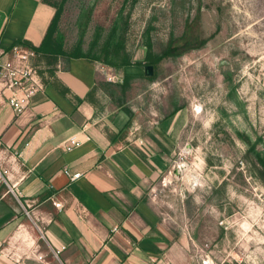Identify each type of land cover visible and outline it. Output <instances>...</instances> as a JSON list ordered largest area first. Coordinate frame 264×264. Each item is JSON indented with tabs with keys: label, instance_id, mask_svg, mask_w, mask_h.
I'll return each mask as SVG.
<instances>
[{
	"label": "rangeland",
	"instance_id": "1",
	"mask_svg": "<svg viewBox=\"0 0 264 264\" xmlns=\"http://www.w3.org/2000/svg\"><path fill=\"white\" fill-rule=\"evenodd\" d=\"M49 1L63 7L64 47L95 53L107 84L125 85L123 134L185 112L170 167L149 190L176 264H264V0ZM171 43L181 47L151 79L147 53Z\"/></svg>",
	"mask_w": 264,
	"mask_h": 264
},
{
	"label": "crops",
	"instance_id": "2",
	"mask_svg": "<svg viewBox=\"0 0 264 264\" xmlns=\"http://www.w3.org/2000/svg\"><path fill=\"white\" fill-rule=\"evenodd\" d=\"M55 12L43 0H0V53L39 46ZM53 68L20 113L0 90V264H176L149 190L170 167L185 112L123 134L129 117L104 88L109 68L85 58ZM71 138L80 144L67 149ZM66 168L83 177L71 182Z\"/></svg>",
	"mask_w": 264,
	"mask_h": 264
},
{
	"label": "built area",
	"instance_id": "3",
	"mask_svg": "<svg viewBox=\"0 0 264 264\" xmlns=\"http://www.w3.org/2000/svg\"><path fill=\"white\" fill-rule=\"evenodd\" d=\"M41 56L34 50L20 44L16 45L6 52L0 53V90L3 92L7 103L18 113L22 112L29 106L32 98L44 91V80L41 69L36 61ZM108 81H114L112 75L107 77ZM71 149L80 143L75 138L70 139ZM65 174L71 182L81 177L83 173L71 172L68 168L64 170ZM7 172L0 164V185L7 184ZM57 208H62L61 202H54ZM41 237L45 238V234L41 233ZM64 248L53 249L56 258H60V254Z\"/></svg>",
	"mask_w": 264,
	"mask_h": 264
},
{
	"label": "trees",
	"instance_id": "4",
	"mask_svg": "<svg viewBox=\"0 0 264 264\" xmlns=\"http://www.w3.org/2000/svg\"><path fill=\"white\" fill-rule=\"evenodd\" d=\"M45 3L51 5L56 9L55 15L51 21V24L48 27L47 33L42 41V43L39 46H35L33 43L29 41H21V42H15L8 50L13 48L16 45H24L27 48H30L34 50L36 53H38L41 58H43L46 61L47 64V70L45 72L41 71V74L43 76L44 83H46V77L44 74H48L49 77H53L55 73V69L53 66L59 61V59H63L64 62L68 63L73 58H85L91 62L98 61L99 58L96 57L95 53L89 52L85 53L80 46H75L72 50H67L64 47V44L58 39L57 32H58V26L59 22L61 20L63 7L62 5H56L51 3L49 0H43ZM181 47V45H177L176 43H171L170 46L163 49L161 53H154L152 51H149L146 55V62L145 64L152 65L154 70L156 69V66L159 62L162 60L171 57L174 54V50H178ZM109 54L106 50L105 57L102 62L112 65V62L109 61ZM156 76V73L154 72V75L151 76V79H154ZM54 85L63 93V95H66L69 91L68 89H62L60 86L56 83ZM125 85L120 84H111L108 83L104 88L108 92V94L112 97V99L116 102L117 97V88L120 89L122 93H125V90L121 89L124 88ZM93 95V92L91 91L88 95V98H90ZM79 101H81L79 99ZM121 106L120 103H117Z\"/></svg>",
	"mask_w": 264,
	"mask_h": 264
},
{
	"label": "water",
	"instance_id": "5",
	"mask_svg": "<svg viewBox=\"0 0 264 264\" xmlns=\"http://www.w3.org/2000/svg\"><path fill=\"white\" fill-rule=\"evenodd\" d=\"M145 73H146V75H148V76H153L154 75V68H153V66L152 65H148V66H146L145 67Z\"/></svg>",
	"mask_w": 264,
	"mask_h": 264
}]
</instances>
